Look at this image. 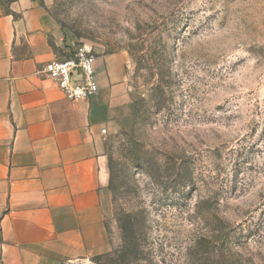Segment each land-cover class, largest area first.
<instances>
[{
    "label": "rangeland",
    "instance_id": "1",
    "mask_svg": "<svg viewBox=\"0 0 264 264\" xmlns=\"http://www.w3.org/2000/svg\"><path fill=\"white\" fill-rule=\"evenodd\" d=\"M38 2L71 48L126 55L132 100L108 251L61 264H264V0Z\"/></svg>",
    "mask_w": 264,
    "mask_h": 264
},
{
    "label": "crops",
    "instance_id": "2",
    "mask_svg": "<svg viewBox=\"0 0 264 264\" xmlns=\"http://www.w3.org/2000/svg\"><path fill=\"white\" fill-rule=\"evenodd\" d=\"M73 45L38 0H0L1 264L108 251L104 137L132 113L128 60L99 55L98 93L69 102L41 71Z\"/></svg>",
    "mask_w": 264,
    "mask_h": 264
},
{
    "label": "built area",
    "instance_id": "3",
    "mask_svg": "<svg viewBox=\"0 0 264 264\" xmlns=\"http://www.w3.org/2000/svg\"><path fill=\"white\" fill-rule=\"evenodd\" d=\"M95 63L96 57L90 49L75 46L63 59L46 63L41 73L56 85L67 101H87L99 90Z\"/></svg>",
    "mask_w": 264,
    "mask_h": 264
},
{
    "label": "trees",
    "instance_id": "4",
    "mask_svg": "<svg viewBox=\"0 0 264 264\" xmlns=\"http://www.w3.org/2000/svg\"><path fill=\"white\" fill-rule=\"evenodd\" d=\"M13 1H15V0H5V4L8 5L9 3L13 2ZM235 256L236 255L232 256V254H230V252H229L228 257H231V260H229V258H228V261L226 264H240L239 259H236ZM98 258H102V256L96 257V259H98Z\"/></svg>",
    "mask_w": 264,
    "mask_h": 264
}]
</instances>
